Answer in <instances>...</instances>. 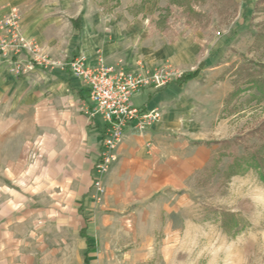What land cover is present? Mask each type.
<instances>
[{"label":"rangeland","instance_id":"1","mask_svg":"<svg viewBox=\"0 0 264 264\" xmlns=\"http://www.w3.org/2000/svg\"><path fill=\"white\" fill-rule=\"evenodd\" d=\"M50 3L44 24L27 36L51 60L85 52L81 47L102 49L94 47L99 42L116 52V63L122 61L131 70L140 61L148 70L165 65L182 73L200 69L176 89L202 92L206 102L202 137L212 143L208 145L212 155L191 182V206L174 217L172 232L165 233L164 224L157 232L149 264H264V151L257 163L247 161L264 144V131L255 132L264 125V84L260 83L264 81V0ZM144 61L156 67L148 68ZM34 68L13 75L26 78ZM15 104L8 107L13 110ZM6 149L14 151V143L0 134V164ZM243 155L246 158L230 168L233 159ZM36 159L31 154L29 161ZM5 179V172H0V194ZM2 201L0 196V264H84L71 233L65 231L67 243L51 253L39 246L44 239L43 215L34 212L11 225L8 205ZM129 246L100 245L93 264H129L125 257Z\"/></svg>","mask_w":264,"mask_h":264},{"label":"crops","instance_id":"2","mask_svg":"<svg viewBox=\"0 0 264 264\" xmlns=\"http://www.w3.org/2000/svg\"><path fill=\"white\" fill-rule=\"evenodd\" d=\"M13 5L22 10L25 33L33 35L35 26L44 24L45 8L51 3L0 0V17ZM94 47L102 49L80 50L91 62L101 55L116 63V52L111 53L110 47L99 42ZM144 62L148 68L156 67ZM30 72L29 77L18 78L7 64L0 63V134L15 146L14 151L6 149V159L0 164L6 177L0 196L8 205L10 224L37 212L43 215L44 239L39 246L51 253L67 243L66 231L79 245V260L84 264L86 251L93 264L100 245L112 248L117 243L130 244L125 253L129 264H149L157 232L162 224L165 233L172 232L174 217L191 206V182L212 155L202 137L206 104L202 92L177 90L176 79L133 97L134 105L160 108L161 118L144 133H125L118 159L105 178L106 192L96 201L92 197L93 166L106 123L99 114L90 118L82 111L88 87L66 68ZM10 102L17 107L11 110ZM209 104L214 107L213 96ZM31 154L37 156L33 163Z\"/></svg>","mask_w":264,"mask_h":264},{"label":"built area","instance_id":"3","mask_svg":"<svg viewBox=\"0 0 264 264\" xmlns=\"http://www.w3.org/2000/svg\"><path fill=\"white\" fill-rule=\"evenodd\" d=\"M0 63L7 64L12 74H24L36 66L66 68L80 77L88 87V99L80 105L90 118L99 114L106 123L100 154L94 163L92 197L101 201L106 192L105 178L118 159V147L128 130L146 132L161 118L160 108L134 105L133 97L146 88H162L183 75L182 71L165 65L148 70L140 61L138 68L129 70L125 64L109 63L103 56L95 62L80 51L54 61L39 52L34 38L24 33L22 11L18 5L0 17Z\"/></svg>","mask_w":264,"mask_h":264},{"label":"trees","instance_id":"4","mask_svg":"<svg viewBox=\"0 0 264 264\" xmlns=\"http://www.w3.org/2000/svg\"><path fill=\"white\" fill-rule=\"evenodd\" d=\"M199 70L200 69H196L194 72H185V73H183V75H181V77L177 79L178 83L181 85V84L185 83L186 81L196 77V75L199 72ZM260 83L264 84V81L261 80ZM263 90H264V87H263ZM258 131H261L263 133L264 125L260 126L259 129H257L255 132H258ZM205 144L209 145V144H212V143L205 142ZM263 151H264V144L261 145L257 150L252 152L251 159L250 160L247 159L248 163H250V162L257 163L258 159H260L261 155H263ZM222 153H225V152H222ZM245 156L246 155H243V156H240V157L236 156L235 159H233V161H232V163L230 165V168L234 167V165L236 164L237 160H239V159L242 160L243 158H246ZM232 173H233V171H232ZM87 243H88L89 248L93 247V245L89 242V239H88ZM84 258H85V264H91V258H89L88 251H86Z\"/></svg>","mask_w":264,"mask_h":264}]
</instances>
